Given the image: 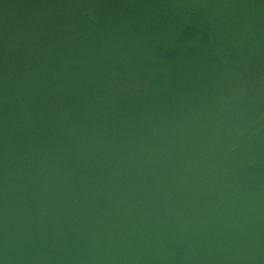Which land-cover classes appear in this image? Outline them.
<instances>
[{
    "label": "water",
    "instance_id": "water-1",
    "mask_svg": "<svg viewBox=\"0 0 264 264\" xmlns=\"http://www.w3.org/2000/svg\"><path fill=\"white\" fill-rule=\"evenodd\" d=\"M0 264H264V0H0Z\"/></svg>",
    "mask_w": 264,
    "mask_h": 264
}]
</instances>
